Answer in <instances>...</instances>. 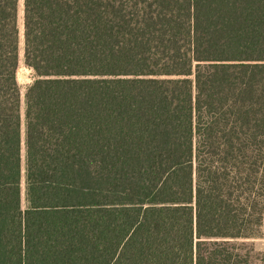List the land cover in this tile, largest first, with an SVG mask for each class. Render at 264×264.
Masks as SVG:
<instances>
[{"label":"trees","instance_id":"trees-1","mask_svg":"<svg viewBox=\"0 0 264 264\" xmlns=\"http://www.w3.org/2000/svg\"><path fill=\"white\" fill-rule=\"evenodd\" d=\"M19 16L0 264H264V0H23L24 93Z\"/></svg>","mask_w":264,"mask_h":264},{"label":"rangeland","instance_id":"rangeland-1","mask_svg":"<svg viewBox=\"0 0 264 264\" xmlns=\"http://www.w3.org/2000/svg\"><path fill=\"white\" fill-rule=\"evenodd\" d=\"M19 23H20V68L18 72V80L20 85L23 88V93L25 92L26 85L31 83L33 79L32 71L29 70L23 61V0H20V16H19ZM23 157L25 159V150L23 151ZM22 207L23 209L27 208V202L25 197V181L22 184ZM249 244H251L254 249L258 252H264V222L260 230V234L257 238L248 240Z\"/></svg>","mask_w":264,"mask_h":264}]
</instances>
